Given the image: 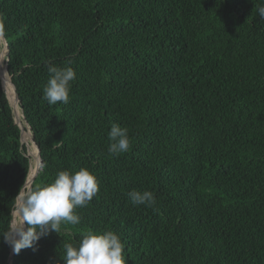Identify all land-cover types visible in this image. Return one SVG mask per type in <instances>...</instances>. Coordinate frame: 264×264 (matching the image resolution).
Segmentation results:
<instances>
[{
    "label": "trees",
    "instance_id": "obj_1",
    "mask_svg": "<svg viewBox=\"0 0 264 264\" xmlns=\"http://www.w3.org/2000/svg\"><path fill=\"white\" fill-rule=\"evenodd\" d=\"M261 5L0 0L4 65L42 158L32 187L81 168L100 182L75 210L79 224L62 223L9 261L3 235L31 161L0 69V264H64V245L90 230L118 234L127 264H264ZM49 61L76 72L68 104L43 98ZM113 123L131 139L117 156ZM134 190L153 192L155 205L134 204Z\"/></svg>",
    "mask_w": 264,
    "mask_h": 264
},
{
    "label": "clouds",
    "instance_id": "obj_2",
    "mask_svg": "<svg viewBox=\"0 0 264 264\" xmlns=\"http://www.w3.org/2000/svg\"><path fill=\"white\" fill-rule=\"evenodd\" d=\"M259 17L264 19V5L257 9ZM3 29V17H0V30ZM49 80L43 90V98L49 105L58 102L68 104L72 81L76 79L75 70L58 67L48 62ZM108 153L117 156L129 151L131 139L126 127L113 123L107 133ZM58 142L57 144H59ZM100 182L87 168L79 171L61 170L55 180L47 186L36 185L27 191L19 192L18 204L14 211L20 217V223L13 222L9 231L3 235L5 242L14 254L22 249L37 251V243L51 231L59 233L61 224H79L80 216L76 209L89 204L98 194ZM130 200L137 205L152 207L156 203L151 191H132ZM25 223L28 227L25 229ZM64 264H127L125 246L118 234L113 231H88L78 246L64 245Z\"/></svg>",
    "mask_w": 264,
    "mask_h": 264
},
{
    "label": "bare ground",
    "instance_id": "obj_3",
    "mask_svg": "<svg viewBox=\"0 0 264 264\" xmlns=\"http://www.w3.org/2000/svg\"><path fill=\"white\" fill-rule=\"evenodd\" d=\"M0 33H1V31H0ZM5 54V52L3 51V52H1V58L0 59H2V57H3V55ZM2 63H4L2 60H1V70H2ZM3 66H5V65H3ZM7 71V68H6V66H5V71L4 72H6ZM6 74V73H5ZM7 75V74H6ZM2 78H3V74H2ZM11 82V81H10ZM3 85L6 87V89L9 91V93L12 95V97H13V100H14V107H15V113L17 112V113H19V105H18V97H17V95H16V92H15V90H14V87H13V84H12V82H11V88H12V90L9 88V86H8V83L7 82H3ZM4 87V88H5ZM5 89V90H6ZM18 117H19V115H18ZM20 118V117H19ZM20 121H21V124H22V119H20ZM24 122V121H23ZM23 126H25V127H27L28 129H29V127H28V125L26 124V122H24V124H23ZM22 126V127H23ZM25 129H24V127H23V131H24ZM28 138H31L32 137V135H31V132H30V130H29V132H28ZM34 145V144H33ZM36 149V148H35ZM34 151V150H33ZM32 151V154H33V157H34V160L35 161H31V173H30V175H28V179H27V181H26V184H25V186H24V188L22 189V191H21V193H23V192H25V191H27V189H28V187H29V185H30V182H31V180L33 179V177H34V175H35V173L37 172V169L40 167L39 166V163H40V159H39V155H38V152H37V149L35 150V152H33ZM35 157H37V158H35ZM17 203H18V200H17ZM14 215H15V212H14ZM14 215H13V220H14ZM18 216V215H17ZM16 216V217H17ZM15 222H16V220H15Z\"/></svg>",
    "mask_w": 264,
    "mask_h": 264
},
{
    "label": "rangeland",
    "instance_id": "obj_4",
    "mask_svg": "<svg viewBox=\"0 0 264 264\" xmlns=\"http://www.w3.org/2000/svg\"><path fill=\"white\" fill-rule=\"evenodd\" d=\"M3 32V31H2ZM5 52V54L3 55V57H2V59H0V61L2 60L4 63H5V60H6V56H7V53H8V45H7V43H5V40L3 39V37H2V33H1V37H0V54H1V52ZM1 56V55H0ZM1 58V57H0ZM4 63H2V67H3V65H4ZM6 64V63H5ZM7 65V64H6ZM5 69V68H4ZM6 72H4L3 73V78L5 79L6 77H7V75L5 74ZM9 75V74H8ZM7 87V86H6ZM19 105V113H15V116H16V118L17 119H22V126H23V124H24V122H25V120H24V117H23V113H22V109H21V106H20V103L18 104ZM13 107V106H12ZM18 115H19V117H18ZM24 121V122H23ZM20 123H21V121H20ZM24 127V131H23V139H24V144H25V146H26V153H27V155L30 157V161H35L34 160V157H33V154H32V151L33 152H35V150L37 149L36 148V145H35V143H34V140H32V137L31 138H28L27 137V133L29 132V130L30 129H28L27 127H25V126H23ZM25 134V135H24ZM21 142H23V141H21ZM34 144V145H33ZM36 148V149H35ZM35 158H37V157H35ZM40 166V165H39ZM38 169H40V167L38 168ZM15 223H17V224H19L20 223V217L19 216H17L16 217V222Z\"/></svg>",
    "mask_w": 264,
    "mask_h": 264
},
{
    "label": "water",
    "instance_id": "obj_5",
    "mask_svg": "<svg viewBox=\"0 0 264 264\" xmlns=\"http://www.w3.org/2000/svg\"><path fill=\"white\" fill-rule=\"evenodd\" d=\"M0 31H1V33H2V37H3V39L5 40V43H7V40H6V38H5V36H4L3 32H2V30H0ZM7 45H8V43H7ZM7 59H8V57H7ZM6 66H7V65H6ZM6 68H7V67H6ZM0 69H1V61H0ZM7 73L9 74L8 69H7ZM8 76H9L10 81L12 82V84L14 85V87H15V89H16V86H15V84H14L12 78H11V75L9 74ZM1 78H2V70H1ZM2 80H3V78H2ZM16 93H17V89H16ZM17 96H18V93H17ZM18 101L20 102V100H19V96H18ZM11 105L13 106V113H14V116H15V108H14V105H13V104H11ZM21 109H22V108H21ZM22 113H23V111H22ZM23 117H24V114H23ZM15 121L18 123V125H19L20 128H21V136H22L21 141H23V143H24V139H23V127H22V125H21V123H20V120L17 119L16 116H15ZM25 122H26V124L28 125V127H29V129H30V132H31V135H32V140H34V143H35V145H36L37 152H38L39 159H40V163H39V165H40V168H41V165H42V158H41V154H40V147H39V145L37 144V142H36V140H35L34 134L32 133V131H31V127L29 126L28 122H27V121H25ZM30 166H31V165H30ZM38 172H39V169H37V172L35 173L33 179L31 180L28 189H29L30 187H32V182L34 181V178H35V176L37 175ZM26 181H27V180H26ZM25 184H26V183H25ZM25 184H24V186H25ZM24 186H23V188H24ZM23 188H22V189H23ZM28 189H27V190H28ZM16 204H17V202H16ZM16 204H15V206H16ZM12 224H13V222L11 223V225H12ZM25 229H26V223H25ZM13 254H14V253H13L12 248H11V255H10V259H9L10 262H11V260H12V256H13Z\"/></svg>",
    "mask_w": 264,
    "mask_h": 264
}]
</instances>
